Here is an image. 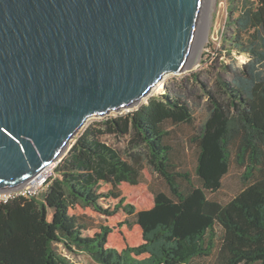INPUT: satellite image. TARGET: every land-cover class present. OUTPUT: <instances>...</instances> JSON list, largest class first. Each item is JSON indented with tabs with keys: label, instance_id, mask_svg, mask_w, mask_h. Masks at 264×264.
I'll list each match as a JSON object with an SVG mask.
<instances>
[{
	"label": "trees",
	"instance_id": "1",
	"mask_svg": "<svg viewBox=\"0 0 264 264\" xmlns=\"http://www.w3.org/2000/svg\"><path fill=\"white\" fill-rule=\"evenodd\" d=\"M235 24L255 42L254 61L234 84L223 83L228 100L210 95L209 115L191 138L199 184L178 169L170 141L173 126L193 124L192 108L181 95H154L89 125L40 196L0 201V264H77L56 243L100 264H264V0H247ZM108 131L133 132L148 148V166L105 143ZM149 167L167 191L149 186ZM232 169L241 185L224 201Z\"/></svg>",
	"mask_w": 264,
	"mask_h": 264
},
{
	"label": "water",
	"instance_id": "2",
	"mask_svg": "<svg viewBox=\"0 0 264 264\" xmlns=\"http://www.w3.org/2000/svg\"><path fill=\"white\" fill-rule=\"evenodd\" d=\"M208 0H0V190L191 64ZM60 157V158H59Z\"/></svg>",
	"mask_w": 264,
	"mask_h": 264
},
{
	"label": "rangeland",
	"instance_id": "3",
	"mask_svg": "<svg viewBox=\"0 0 264 264\" xmlns=\"http://www.w3.org/2000/svg\"><path fill=\"white\" fill-rule=\"evenodd\" d=\"M209 10L206 16L208 19L205 40L196 49L191 65L181 73H168L160 81L165 87L164 93L153 92L145 97L139 104L124 108L120 111H112L105 115L90 117L79 133L70 140L61 156H64L73 146L77 137L91 124L104 121L111 117L116 118L126 114L142 104L148 102L154 95L165 94L167 91L171 94L181 95L186 99L192 108L194 122L184 123L173 126V134L170 141L174 146V161L180 171H189L194 185H198V178L195 174V165L198 147L191 138L199 130L209 115L210 95L215 94L222 100L227 99L226 88L223 83L234 84V75L240 71L244 65L251 64L254 61L255 42L250 38V33L242 27L237 29L235 20L237 16L245 9L247 0H209ZM254 1L255 0H250ZM205 21V22H206ZM207 25V24H206ZM248 32H253L250 30ZM203 37V35H202ZM238 41L249 52L238 51L235 44ZM228 100V99H227ZM108 145L119 150L124 157L128 158L130 154H138L143 161L147 160L148 148L134 140V133H120L108 131L102 137ZM59 157V158H60ZM145 165L148 166L147 161ZM150 179L147 180L149 186L155 191H167L163 178L150 167L148 168ZM240 171H232L224 179L223 187L219 192L222 200H230L241 185L239 177ZM183 185L188 187L191 184L182 181ZM95 224V221L90 222ZM55 248L62 255L72 259L77 264H100L95 261L87 252L72 251L63 243H56Z\"/></svg>",
	"mask_w": 264,
	"mask_h": 264
},
{
	"label": "built area",
	"instance_id": "4",
	"mask_svg": "<svg viewBox=\"0 0 264 264\" xmlns=\"http://www.w3.org/2000/svg\"><path fill=\"white\" fill-rule=\"evenodd\" d=\"M60 160L61 159H58L49 163L41 172L22 186L0 190V201L8 202L20 196L27 198L40 196L46 190L49 184V179L54 172V168Z\"/></svg>",
	"mask_w": 264,
	"mask_h": 264
},
{
	"label": "bare ground",
	"instance_id": "5",
	"mask_svg": "<svg viewBox=\"0 0 264 264\" xmlns=\"http://www.w3.org/2000/svg\"><path fill=\"white\" fill-rule=\"evenodd\" d=\"M209 0H208V6H207V11H206V15H205V21H206V16L208 14V10H209ZM203 23V27L199 33V35L197 36L196 40L195 41V46H194V49H193V54L196 53V49L199 50V46H201V44L204 42V40L206 39L205 38V34L206 33H203L204 30L206 31L207 30V26H208V19L207 21ZM207 24V25H206ZM203 35V37H202ZM193 58H194V55H193ZM153 92H158V93H164L165 92V87H163V83L162 82H159L151 91V93ZM150 93V94H151Z\"/></svg>",
	"mask_w": 264,
	"mask_h": 264
},
{
	"label": "crops",
	"instance_id": "6",
	"mask_svg": "<svg viewBox=\"0 0 264 264\" xmlns=\"http://www.w3.org/2000/svg\"><path fill=\"white\" fill-rule=\"evenodd\" d=\"M255 264H260V263H255Z\"/></svg>",
	"mask_w": 264,
	"mask_h": 264
}]
</instances>
